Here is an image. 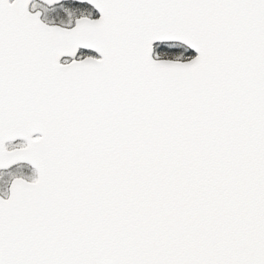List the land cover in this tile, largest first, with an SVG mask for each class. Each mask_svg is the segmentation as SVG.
<instances>
[{"label": "snow or ice", "instance_id": "obj_1", "mask_svg": "<svg viewBox=\"0 0 264 264\" xmlns=\"http://www.w3.org/2000/svg\"><path fill=\"white\" fill-rule=\"evenodd\" d=\"M0 264H264V0H0Z\"/></svg>", "mask_w": 264, "mask_h": 264}]
</instances>
